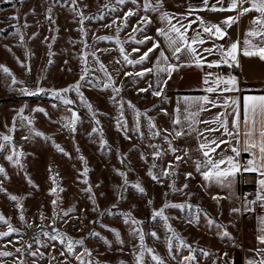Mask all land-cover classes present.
Returning <instances> with one entry per match:
<instances>
[{
  "label": "rangeland",
  "instance_id": "1",
  "mask_svg": "<svg viewBox=\"0 0 264 264\" xmlns=\"http://www.w3.org/2000/svg\"><path fill=\"white\" fill-rule=\"evenodd\" d=\"M171 1L162 0L157 12H145L143 0L124 5L116 0H0V65L11 73L0 69V137L12 138L0 139L5 145L0 149V188L6 190L0 191V214L8 221H0V232L8 231L9 224L16 229L0 237V252L12 253L0 256V264H136L141 234L144 249L153 250L143 252V264H157L153 254L163 264H182L177 252L192 250L205 257L204 264L235 263L242 245L237 212L232 211L239 200V180L235 201L229 203L227 185L205 181L196 170L190 137L181 129L188 117L175 113L178 102L170 95L171 78L156 71L158 63L163 66L157 59L161 51L169 63L177 61L157 32L169 29L161 13ZM129 9L135 15L122 27ZM145 15L151 23L138 24ZM134 26L142 30L133 34ZM145 36L151 39L135 43ZM153 43L159 48L141 64H127L120 53L122 46L129 59L136 60ZM148 68L153 71L135 75ZM77 82L78 92L61 93L73 101L70 105L52 94ZM21 88L44 91L28 96ZM160 90V96L153 95ZM38 108L44 111H34ZM73 111L78 117L74 131L64 126ZM177 119L179 124L174 123ZM177 131L185 134L175 137ZM169 142L176 152L169 150ZM14 152L21 154L19 164L15 157L7 159ZM176 156L183 159L178 162ZM166 169L172 171L170 176L162 175ZM228 188H234L233 181ZM10 195L22 199L13 201ZM161 208L167 221L153 216ZM225 231L228 236L222 235ZM69 240L83 243L74 244L69 254Z\"/></svg>",
  "mask_w": 264,
  "mask_h": 264
},
{
  "label": "snow or ice",
  "instance_id": "2",
  "mask_svg": "<svg viewBox=\"0 0 264 264\" xmlns=\"http://www.w3.org/2000/svg\"><path fill=\"white\" fill-rule=\"evenodd\" d=\"M75 2V0H74ZM117 3L124 5L128 0H116ZM133 4L136 3V0H131ZM204 4H208V0H204ZM249 5L248 7H245V5ZM162 0H157L156 4L154 5L151 0H143V10L145 12H157L162 8ZM213 11L219 10V11H236L237 15L236 16H229L227 17L224 21H222V24L225 25L226 27H230L232 24L236 23L239 19L240 16H243L249 12L255 11L258 13L256 17L253 18L251 21V24L253 27H251L246 33H245V38L243 41L244 48L242 49L243 55L245 56H259L261 60H264V0H230L228 8H220L216 9L215 7L212 8ZM191 14V13H189ZM135 15V12L131 9L129 11L124 13V22L122 24V27H127V18ZM102 18V17H101ZM161 19L168 21L169 24V29L168 31H165L164 29H157V32L159 35L163 36L169 43V46L173 49V56L179 59L177 56L178 53H181L182 51H188L191 53L192 58L195 62V65L197 67H200L202 63L204 62V58L197 52V48L194 47V45H203L205 43V40L202 38L201 32H197L194 37L189 40V38L186 36V32L188 27L191 26V23H194L196 21H199L201 24L202 32L207 34L210 38L214 37L216 39H223L226 37L227 32L225 28H222L219 25L216 24H207L205 25L204 21L200 17H196V21L190 22L188 25H181V27H177L176 24H172V17L170 16L169 13L167 12H162L161 13ZM116 21H113V24H115ZM151 23V20L147 15L142 16L140 18V21H138V24L142 25H148ZM111 25H108L110 27ZM183 28V31L181 30ZM121 29L120 27L117 28V32H119ZM142 29L140 27H133V34L141 31ZM170 33H175V37L171 36ZM22 39V37H21ZM98 39H112V37H99ZM129 39H134V36L129 37ZM151 37L145 36L143 40H136L135 43L137 44H144L147 40H150ZM256 40L258 41L257 43H254L253 41ZM117 43L120 44L121 42L117 40ZM159 48V44L153 43L152 47L149 48L146 52L143 53L139 57V59L133 60L129 59V55L125 52L124 48L121 46L120 47V53L123 56L125 62L127 64H141L143 61L148 59L149 54L153 52V50ZM239 42H233L231 43L227 48H225L223 45H217L213 44V47L211 48H204L203 51L209 54H212L214 51H217L220 53L221 56V61H212L208 63V67H213V66H218L219 63L223 62L225 64H228L229 66H238V61H237V53L239 51ZM134 52L139 51V49L134 48ZM158 61L162 62L163 66H161L160 63L156 65V71L158 72H163L167 73L169 78L171 77L172 73L176 70H178V65H174L172 63L168 62V57L165 56L164 52L161 51L159 57L157 58ZM0 69H2L5 73H8L11 75L9 72V69L3 65H0ZM86 72L87 69H84ZM153 69L148 68L144 69L141 72L135 73L136 76H143L146 72H152ZM125 75H132L131 73H125ZM211 75V74H208ZM84 77L82 76L81 79ZM205 84L208 83V76H205L204 79ZM12 83L15 84L17 83L15 77L12 78ZM162 83H167V81H162ZM214 83L216 85H225L223 88V91H235L236 89V78L235 77H228L227 79L223 77H218ZM105 87H108V85H105ZM75 89L77 92L79 91V82H77L76 85H71L69 88H64L59 91L53 90L52 94L58 98L63 99V103L65 105H70L73 103L72 100L63 98L61 97V93H67L70 90ZM22 94L24 95H36L38 92L44 91L41 88H37L36 92L29 91L26 88H21L19 90ZM114 91L118 92L119 89H114ZM140 91H147V89H140ZM161 91H154L153 95L155 96H160ZM206 92H215L217 91V88L213 87H208L205 89ZM81 99L83 100V97L81 96ZM199 101L211 103L213 107L216 106V104L212 101H209V98L207 96H202L196 98ZM185 101H188L189 98L185 97ZM225 108L232 107V119H231V129L228 126V120H227V115L228 113H220L218 114L215 118L214 121L212 122H218L219 127L218 128H208L205 129L206 132H221V136H227L229 139H211L209 140L207 137L204 138V142L199 144V150L201 151L203 157L205 158L202 161H196V170L198 172H201V175L203 176L205 181H213L215 180L218 183L224 184L226 181L229 180L230 177H234L237 173H239L241 170L245 172H255L259 175V179L257 181L259 188L256 194V199L254 201H248L247 203H256L260 202L262 206H264V95H258V96H250L246 95L243 98V107H242V113H243V124L245 126V131L243 135L246 137V139L243 141V151L245 152H250L252 155V158L249 159L246 164L243 166L235 159V157H238L240 155V148H238L235 145H232V140L234 139L236 142V145H239L241 143L240 140V126H241V110L237 106V100L235 98H231L230 100H226L224 105ZM89 108H91V105H88ZM199 108L201 111L205 110L204 109V104H200ZM23 109L18 112V115L22 113ZM34 111H40L43 112V109H34ZM199 113H191V117L197 116ZM139 115V113H138ZM15 119V117H14ZM22 119L27 120V117H22ZM77 113L72 112L71 113V119L66 123L64 126L65 127H70L71 130H75V124L77 122ZM195 123L196 121L193 120ZM29 123L31 121L29 120ZM98 123V121H97ZM175 124H179L180 120L177 119L174 121ZM203 123H210L209 121H203ZM154 127V125H153ZM93 131H96L94 128ZM37 136L43 135V133L36 132L35 133ZM156 135H159V133H155ZM185 133L183 132H175V137H180L184 135ZM203 135V133H201ZM258 137V138H257ZM3 141H11L10 136H2L0 137ZM222 144H228L231 146V151L235 154L234 156H228V157H222L219 160H214L213 156L211 154L216 153V150L220 148ZM56 148L63 152V148H61L59 145H55ZM5 145L3 143H0V149H3ZM169 150L172 152H176L177 149L171 146V142H169ZM185 154L187 155V150H185ZM20 153L14 152L13 155H10L7 157L9 160H13L15 157V163L19 164V156ZM154 155L159 156L161 155L160 152L154 153ZM183 158L181 156H176V161H181ZM221 165H226L225 167L221 168ZM169 169H173L172 165H169ZM169 169H166L163 171L162 175L164 176H170L172 174V171ZM207 169V170H204ZM88 169H84V175L87 174ZM4 169L0 168V173H3ZM153 180L159 181V176L153 174L151 170H149L148 173ZM119 175L124 176L125 174L123 172H120ZM187 176H191V173H188ZM55 182V181H54ZM85 183L87 181L85 180ZM137 190L140 193H144L145 189L137 183L135 185ZM187 185H185V188ZM0 191H6L5 189L0 188ZM53 193L56 192V189L53 188L51 190ZM86 191H91V189H86ZM9 198L13 201L19 202L22 197H17L15 195H10ZM214 199H217L214 197ZM56 201H53V204H55ZM151 203V202H149ZM168 207H173V208H183L184 205L182 204H165L164 208ZM164 208H161L159 211H155L153 213L154 217H162L165 221H167V217L164 216ZM233 212H238L240 209L234 208L232 209ZM67 215V214H66ZM23 218V217H21ZM0 221H3L5 223H8L7 220L3 217L2 214H0ZM127 222V221H126ZM191 222V221H190ZM133 224L140 223L139 221L132 220ZM211 223V221H210ZM16 231V229L12 228L11 225L9 224V230L6 232H0V237H6L8 236L11 232ZM113 231H115L113 229ZM169 231H172V229L169 226ZM98 235V234H97ZM151 235L153 237L156 236L155 232H152ZM175 235V233H173ZM223 236H228L229 234L225 231L222 233ZM55 239L56 237H52ZM179 238V237H177ZM143 239L144 236L143 234L140 235V241H141V253L136 256V264H143V252L147 251L148 253H153V250L151 248L144 249L143 245ZM258 241L261 244H264V217H260V228H259V235L257 237ZM82 240H76V241H71L69 240L68 245H67V251L69 254L73 253V246L74 244H82ZM183 244V241H181ZM169 247L171 248V244H169ZM22 251L21 249H17V252ZM85 254H88V249H85ZM259 251L264 252V249H260ZM12 253L10 252H0V256H10ZM32 255H36V253H32ZM63 255V253H62ZM204 255H208L207 252L204 253ZM78 260H81V256L76 257ZM152 260L156 261L157 264H163V261L158 255L153 254L152 255ZM194 257L192 255L185 256L183 258L182 264L187 261L193 260ZM81 264H83L81 260ZM247 264H255L254 261H248ZM260 264H264V260L260 262Z\"/></svg>",
  "mask_w": 264,
  "mask_h": 264
},
{
  "label": "crops",
  "instance_id": "3",
  "mask_svg": "<svg viewBox=\"0 0 264 264\" xmlns=\"http://www.w3.org/2000/svg\"><path fill=\"white\" fill-rule=\"evenodd\" d=\"M230 0H208V4H204V0H172L170 5H166L163 8V12H167L172 17V24H176L177 27L181 25H188L192 21H196V17H200L205 25L216 24L225 28L227 35L223 39H216L209 37L202 32L201 24L199 21L191 23L188 27L186 36L191 40L197 32H201L202 38L205 40L203 45H194L197 48V52L204 58V62L200 67L195 65L192 55L188 51H182L179 53V59L173 62L174 65H178L177 74L173 72L169 84L171 85L174 93H171V97H175L178 102L175 113L179 116L188 117V122L184 123L181 129L187 130L190 137L191 146L195 151L197 161H202L203 157L199 150V144L204 142V138L211 139H229L227 136H221V132H206L208 128H218V122L214 121V118L220 113H228L227 120L228 126L231 129L232 119V107L225 108L223 105L226 100L235 98L237 100V106L241 110V126H240V140L241 143L236 145L235 140H232V145L240 148V155L235 157V154L231 151V146L228 144H222L220 148L216 150V153L211 154L214 160H219L222 157L234 156L235 159L243 166L246 162L252 158L250 152L243 151V141L246 137L243 135L245 126L243 124V98L246 95L258 96L264 95V60H261L259 56H245L242 49L244 48L245 33L253 27L251 21L258 15L255 11L249 12L243 16H240L238 21L232 24L230 27H226L222 24L229 16H236V11H213L212 8H228ZM249 5H245L248 7ZM191 13V14H189ZM183 31V28H181ZM175 35V33H174ZM239 42V51L237 53L238 66H229L223 62L218 66L208 67V63L212 61H221L220 53L214 51L212 54L203 51L204 48H211L213 44L223 45L227 48L231 43ZM254 43L258 41L254 40ZM211 74V75H208ZM205 76H208V83L205 84ZM236 78L235 91H223L225 85H216L214 81L218 77L227 79L228 77ZM208 87L217 88L215 92H206ZM207 96L209 101L216 104L215 107L211 103L199 101L196 98ZM188 97L189 100L185 101L184 98ZM204 104L203 111L200 110L199 105ZM199 113L195 117H191V113ZM193 120L196 122L194 123ZM203 121H209L210 123H203ZM203 133V135H201ZM258 138V137H257ZM226 165H221V168ZM259 175L255 172H245L241 170L234 177H230L225 182L227 185L226 194L229 196V203L235 201V185L236 181L241 179L242 182L249 184L250 188L255 190V198L259 188L257 183ZM234 182V188H228L231 182ZM229 184V185H228ZM231 187V186H230ZM253 200V201H254ZM237 209H240L236 214L238 219V227L241 234L242 245L236 254V261L234 264H247L248 261H254L255 264H260L264 260V252L259 251L264 249V244H261L257 237L259 235L260 217H264V206L260 202L250 204L247 202H236ZM193 251V252H192ZM189 252H177L181 259L185 256L192 255L193 260L187 262H193L199 260V264H204V256L194 250ZM208 262V260H207ZM189 264V263H188Z\"/></svg>",
  "mask_w": 264,
  "mask_h": 264
},
{
  "label": "built area",
  "instance_id": "4",
  "mask_svg": "<svg viewBox=\"0 0 264 264\" xmlns=\"http://www.w3.org/2000/svg\"><path fill=\"white\" fill-rule=\"evenodd\" d=\"M239 183H240L239 201L240 202L253 201L255 198V190L253 188L243 189L241 179H239ZM250 204H252V203H250Z\"/></svg>",
  "mask_w": 264,
  "mask_h": 264
},
{
  "label": "trees",
  "instance_id": "5",
  "mask_svg": "<svg viewBox=\"0 0 264 264\" xmlns=\"http://www.w3.org/2000/svg\"><path fill=\"white\" fill-rule=\"evenodd\" d=\"M242 188H243V189H248V188H250V187H249V184L246 185V183L242 182Z\"/></svg>",
  "mask_w": 264,
  "mask_h": 264
}]
</instances>
